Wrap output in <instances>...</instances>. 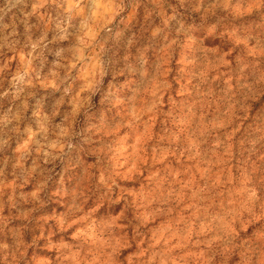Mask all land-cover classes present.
Instances as JSON below:
<instances>
[{
    "label": "rangeland",
    "instance_id": "1",
    "mask_svg": "<svg viewBox=\"0 0 264 264\" xmlns=\"http://www.w3.org/2000/svg\"><path fill=\"white\" fill-rule=\"evenodd\" d=\"M0 264H264V0H0Z\"/></svg>",
    "mask_w": 264,
    "mask_h": 264
}]
</instances>
